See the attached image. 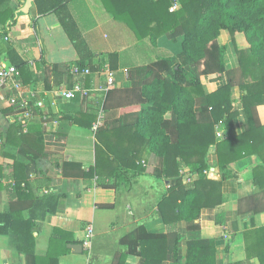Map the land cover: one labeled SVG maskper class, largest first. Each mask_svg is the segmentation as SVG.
Listing matches in <instances>:
<instances>
[{
  "label": "crops",
  "instance_id": "crops-1",
  "mask_svg": "<svg viewBox=\"0 0 264 264\" xmlns=\"http://www.w3.org/2000/svg\"><path fill=\"white\" fill-rule=\"evenodd\" d=\"M34 1L7 2L13 13V26L3 45L13 51V61L26 63L28 75L19 79L23 92L34 93V111L23 128L19 124L20 112L8 104L10 97L16 94L14 84L0 89V264H31L17 251L16 236L1 219L9 212L11 203L26 197L27 204L41 200L44 205L32 212L29 209L21 212L23 220H35L32 232L34 255L40 261L46 258L50 239L58 229L69 240L67 248L79 245L82 249L75 253L68 248L69 253L60 256L58 264H117L118 254L123 251L120 238L137 226L142 225L152 234L169 231L158 215V202L165 195L168 182L145 176L114 181L111 176L116 165L105 162L97 149L95 133L105 129V134L101 137L99 134L102 143L126 156L137 154L143 163L147 156L145 150L131 146L128 142L131 131L119 127L121 122L130 124L134 121L136 107L116 108V91L130 85L132 69L152 61L144 62L146 58L150 59L149 54L156 59L159 58L157 55L169 57L170 53L163 48H158L160 52L155 53V47L147 38L138 39L133 35L130 28L103 8L100 0L65 2L66 14L92 54V63L96 64L103 54L117 55V68L113 71L115 84L111 88L109 107L104 110L105 96L102 98L103 93L99 90L104 89V75L90 70L89 75L70 73L71 66H78L80 55L58 16L53 11L38 14ZM5 25L0 22V30ZM226 35V31L221 32L219 44ZM223 45L228 44L224 42ZM137 46L147 54L145 59L134 51ZM6 57V53H1L0 62L13 65L11 58ZM232 60L230 63L228 59L229 67L235 65L233 57ZM199 81L206 92H212L226 84L227 78L225 74L199 76ZM76 83L83 89L92 90V95L75 94L69 101L53 97L55 88L71 89ZM233 95L239 97L237 87L233 89ZM39 103L44 109L36 107ZM100 109L103 123L93 132L92 126ZM91 111H96V118L89 131L71 127L67 122L70 115ZM44 114H49L45 127L42 123ZM258 115L264 123L263 106L258 107ZM245 122L239 111L234 120L237 133L245 128ZM97 157L98 167H95ZM207 161L209 168L205 170V176L208 179L219 181L222 173L228 175L221 182V203L200 210L194 221L197 231L187 229L182 221H174L172 231L178 241L175 255H167L160 264H180L185 258L186 243L199 239L215 242L216 264H264V210H255L257 204L264 203V193L253 174L254 167L262 165L261 160L257 156L243 158L221 171L212 149ZM189 177L193 179L195 175ZM183 183L188 184L184 178ZM122 264H144V261L141 257L128 255Z\"/></svg>",
  "mask_w": 264,
  "mask_h": 264
},
{
  "label": "trees",
  "instance_id": "trees-1",
  "mask_svg": "<svg viewBox=\"0 0 264 264\" xmlns=\"http://www.w3.org/2000/svg\"><path fill=\"white\" fill-rule=\"evenodd\" d=\"M67 1L34 2L38 14L53 11L58 16L80 55L78 66L81 69L100 73L107 62L114 71L118 61L116 54H103L96 64L92 63V54L83 45L66 14L64 4ZM7 2L0 0V22L6 23L0 30V54L6 53L11 58V64L23 78L28 75L26 63L13 61V51L3 45L13 26V13ZM100 2L114 19L125 22L138 39L147 38L153 47L170 53L169 57H159L132 69L130 85L116 91V108L136 107L134 121L130 124L121 122L119 127L131 131L128 141L131 146L145 150L147 156L143 163L137 154L126 156L102 143L100 137L106 133L105 129L95 133L97 149L105 162L116 165L111 176L114 181L145 176L168 182V189L158 202V215L170 228L169 231L152 234L139 225L120 238L119 245L123 251L117 257V264H122L128 255L141 257L144 264H160L167 255H175L178 242L175 231H172L175 222L182 221L187 229L197 231L194 221L200 210L221 203V182L228 175L222 173L218 181L208 179L204 173L209 168L207 156L212 149L221 171L228 169L233 162L257 156L262 165L254 167L253 174L264 193V123L258 115V107H264V0H179L180 8L173 12L169 11L172 0ZM223 31L230 35L239 34L246 42L245 48H235L237 58L232 67L228 63L227 46L218 42ZM194 68L199 70L197 75L193 74ZM222 74L226 75V84L212 92H206L198 78ZM235 87L239 89L238 98L233 95ZM111 94L110 89L105 95L104 110L109 107ZM239 111L246 122L245 128L237 133L234 120ZM95 118L96 111L79 112L70 115L67 122L71 127L89 131ZM217 130L221 132L219 138L216 137ZM184 168L190 175H195L188 184L183 183L179 173ZM26 199L11 203L9 212L1 216L4 225L10 227L16 236H13L15 248L31 264H58V258L70 251L67 248L69 240L63 231L55 229L46 258L40 261L34 255L32 232L35 220H23L21 212L25 209L32 212L44 205L41 200L27 204ZM257 206L255 210H264V203ZM180 264H216L215 242L189 240L185 258Z\"/></svg>",
  "mask_w": 264,
  "mask_h": 264
},
{
  "label": "built area",
  "instance_id": "built-area-1",
  "mask_svg": "<svg viewBox=\"0 0 264 264\" xmlns=\"http://www.w3.org/2000/svg\"><path fill=\"white\" fill-rule=\"evenodd\" d=\"M179 0H172V6L170 7L169 11L173 12L180 8ZM69 71L72 75H89L90 71L87 68L81 69L77 65H73L69 68ZM103 74L105 77V86L104 89H99L102 91L103 96L106 95L107 91L110 90L114 84H115V76L114 72L110 69L108 64H105L100 72V74ZM20 75L18 70L13 65H7L5 63L0 62V89L4 88L9 83L14 84V89L16 90V94L12 97H10L8 104L18 110L20 112V120L19 124L24 128L27 124V119L33 114L34 107L32 106V99L34 98L33 92L25 93L22 90V83L20 82ZM98 90V91H99ZM92 90H86L83 89L80 83H76L71 89H64V88H55L52 91V95L54 98H61L63 100L69 101L71 100L75 94H80L82 96H89L92 95ZM38 108L44 109V106L42 103L37 104ZM102 109L99 111V116L97 118V121L92 126V131L96 132L103 123V115H102ZM49 114H44L42 116V123L43 127L47 125ZM221 136V132L217 130L216 137L219 138ZM180 175L186 180V183H190L192 178L189 177L190 174L186 175L188 172L186 169H180L179 171ZM205 173V172H204ZM90 232V229H88Z\"/></svg>",
  "mask_w": 264,
  "mask_h": 264
},
{
  "label": "rangeland",
  "instance_id": "rangeland-1",
  "mask_svg": "<svg viewBox=\"0 0 264 264\" xmlns=\"http://www.w3.org/2000/svg\"><path fill=\"white\" fill-rule=\"evenodd\" d=\"M122 23H123L124 25L127 26V24H126L125 22L122 21ZM127 28H129V27L127 26ZM130 31L132 32L133 35H135L134 32H133L132 30H130ZM105 35H107V33H105ZM223 40H224L225 43L228 44V45H227V49H226V51H227V57H228L230 63H232V61H233V60H232V57L234 58L235 61H236V58H237V54H236V52H235V48H236V47H238L239 49H243V48H245V47H246V42L243 40V38L241 37V35L236 34V33H235L234 35H230L228 32H227L226 37L223 38ZM223 40H222V43H220V45H223V43H224ZM224 46H226V45H224ZM134 51H136L137 53H139L140 56H141L143 59H145V58L147 57V54H146V53L140 51L139 46H137V47L134 49ZM153 51H155V53H156L157 51L160 52V49L155 48V49H153ZM164 51H165V50H164ZM165 52H166V51H165ZM148 56H149L150 59L146 58L145 61H144L145 63L149 62L150 60L155 59V57H151L152 54H149ZM157 56H158V57H161V56L164 57V56H166V54H163V55H157ZM182 59H183V58H182ZM125 60H130V59L125 58ZM178 60H180L181 63H182V60H181V59H178ZM181 65H183V64H181ZM185 67H186V66H185ZM198 71H199V70H197L196 68H194V70H193V74L197 75V74L199 73ZM198 78H199V76H198Z\"/></svg>",
  "mask_w": 264,
  "mask_h": 264
},
{
  "label": "water",
  "instance_id": "water-1",
  "mask_svg": "<svg viewBox=\"0 0 264 264\" xmlns=\"http://www.w3.org/2000/svg\"><path fill=\"white\" fill-rule=\"evenodd\" d=\"M68 248L73 250V252H75V253H79L82 250L81 246H79V245H70V246H68Z\"/></svg>",
  "mask_w": 264,
  "mask_h": 264
}]
</instances>
